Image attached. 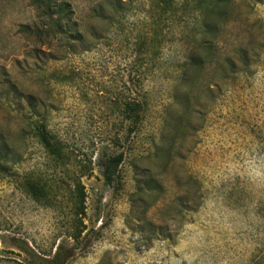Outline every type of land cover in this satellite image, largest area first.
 <instances>
[{
  "label": "rangeland",
  "instance_id": "374dc122",
  "mask_svg": "<svg viewBox=\"0 0 264 264\" xmlns=\"http://www.w3.org/2000/svg\"><path fill=\"white\" fill-rule=\"evenodd\" d=\"M64 1L69 37L0 0V264H264V0Z\"/></svg>",
  "mask_w": 264,
  "mask_h": 264
},
{
  "label": "trees",
  "instance_id": "16d2710c",
  "mask_svg": "<svg viewBox=\"0 0 264 264\" xmlns=\"http://www.w3.org/2000/svg\"><path fill=\"white\" fill-rule=\"evenodd\" d=\"M30 6L35 10L37 22L36 24V32L37 34H40V30H44V36H73V21L71 14H73L72 9L70 8V4L67 1L64 0H27ZM227 0H212L211 7L206 10L203 15V22L214 20L211 17L214 16V18H221L222 15L225 14V10L221 9L222 6L226 4ZM38 25V26H37ZM20 28L23 29L25 32H29L33 26L30 24H20ZM31 26V27H30ZM34 26V27H35ZM40 28V29H39ZM215 27H212L208 24L204 26V30L209 36H212L213 31H215ZM76 36H80L79 33H77ZM75 40H78L77 38ZM39 134L43 138L45 142L49 146H53V144L46 139V135L44 131L40 130ZM4 145L0 144V158L4 157L1 154V147ZM123 160V153L119 152L116 154H113L106 158V160L103 163V177L104 181L107 184H110L114 178L115 172L120 165V163ZM0 166L1 163H0ZM74 198L77 202V213L83 214L84 213V201H85V191L83 185L76 181L74 183V188L72 190ZM82 230L79 229L76 231V233H71L69 235V238L72 239L74 242H76L81 234ZM13 242L15 246L23 252L27 257V263L26 264H66V262L74 255V247L66 246L65 243L59 242L53 251V253L49 256H42L35 252L25 241L24 239L19 238H13Z\"/></svg>",
  "mask_w": 264,
  "mask_h": 264
}]
</instances>
